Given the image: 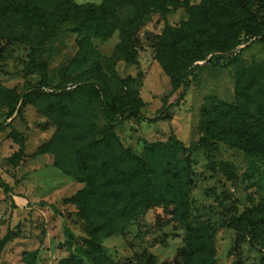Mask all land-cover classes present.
I'll list each match as a JSON object with an SVG mask.
<instances>
[{"label": "rangeland", "instance_id": "1", "mask_svg": "<svg viewBox=\"0 0 264 264\" xmlns=\"http://www.w3.org/2000/svg\"><path fill=\"white\" fill-rule=\"evenodd\" d=\"M53 18L48 0H22ZM259 1L256 0V4ZM77 6L100 7L106 0H72ZM203 0H191L198 6ZM116 23L95 33L74 23L67 13L55 26V36L39 49L40 28L32 20L8 13L6 0H0V180L12 188L0 187V243L9 234L0 264H60L70 256L65 229L74 236L76 247L87 250V222L79 208L67 202L84 185L54 167L57 155L82 144L75 141L80 128L78 110L91 114L92 141L113 135L114 144L144 160L152 153L147 144L168 143L174 136L190 148L159 156L156 164L163 180L173 190H182L183 201L171 194L163 204L124 221L113 218L102 239L106 264H185L190 232L209 227L215 234L216 264H264V232H251L240 223L246 211L264 199V158L217 140L209 159L200 142L212 134L211 121L222 105L237 103L238 82L256 66H264V42L250 46L230 62L199 63L189 74V89L175 90L181 80V49L165 50L160 41L169 29L179 31L190 20L185 8L167 14H152L133 34L134 60H127L128 21L135 15L139 0H117ZM109 22H113L108 15ZM33 58L44 76L33 66ZM167 70H166V69ZM97 83L114 95L127 87L130 105H136L141 118H124L110 125L99 112V103L85 109L75 96L71 118L75 127L60 131L63 116L48 107L55 97L46 98L61 87L72 91L77 82ZM37 94L32 103H21L20 113L9 118L15 97ZM183 95V96H182ZM175 106L167 111V108ZM162 113L165 118H160ZM59 114V115H58ZM76 115V116H75ZM127 115V114H126ZM70 118V119H71ZM59 121V122H58ZM226 165L229 179L213 166ZM102 223L106 220L100 219ZM86 263V261H85Z\"/></svg>", "mask_w": 264, "mask_h": 264}, {"label": "trees", "instance_id": "2", "mask_svg": "<svg viewBox=\"0 0 264 264\" xmlns=\"http://www.w3.org/2000/svg\"><path fill=\"white\" fill-rule=\"evenodd\" d=\"M72 0H48L53 18H47L45 11L30 7L22 0H6L10 15L22 16L32 20L40 28L39 49L44 42L55 36V26L64 13L70 20L80 24L95 33L102 29H110L116 23V11L120 8L117 0H106L100 7L86 5L77 6ZM135 15L129 19V37L127 39V60H134L132 46L133 34L152 14L164 15L174 8H185L190 20L179 30L169 29L166 38L160 41L165 50L181 49V80L175 90L184 86L189 89V74L194 65L199 63H214L235 60L240 53L250 46L251 41L264 42V1L256 0H203L198 6L190 5L191 0H139ZM108 15L113 22L108 21ZM244 46V47H243ZM243 47V48H242ZM177 50V49H176ZM33 66L44 76V71L33 58ZM166 69V68H165ZM167 70V69H166ZM67 87L56 89L46 98L55 97L48 110L52 108L60 113L56 118L60 131L66 127H75V119L71 118L75 105V96H83L78 105L85 109L93 101L99 103V112L110 124H119L126 119L141 118L136 105H130L133 99L129 97L127 87L121 86L114 95L108 93L97 83L79 80L72 91ZM237 103L222 105L216 118L211 121L212 134L202 139L200 145L208 150L209 159L215 151V141L222 142L244 151L252 157L264 158V66H256L250 75L242 78L237 85ZM183 96V95H182ZM37 94L17 96L11 104L9 118L20 113L23 104L34 101ZM22 101V103H21ZM21 103V106L19 104ZM175 105L171 104L170 111ZM74 112L80 120V128L75 135V141L81 143L71 151L57 155L54 167L84 187L67 202L79 208L80 216L87 222L88 239L85 242L87 250L76 247L75 239L69 229H65L66 247L70 256L60 264H106L108 258L102 248V239L111 236L108 231L113 218L124 221L136 218L145 210L152 209L169 200L172 194L176 202L183 201L182 190H173L166 183L156 164L155 154L165 156L178 150L188 154L190 148L172 136L168 143L147 144L151 159L144 160L131 155L114 144L113 135H107L102 140L92 141L88 135L93 131L91 114L86 115L78 108ZM127 114V115H126ZM71 118V119H70ZM160 118H165L162 113ZM229 179L231 169L217 166ZM0 187L6 193L12 188L0 180ZM103 218L104 223L100 221ZM240 223L248 231L249 237L253 231L264 232V199L250 211L239 218H234L231 227ZM11 240L8 234L0 243V258L4 246ZM215 234L209 227H200L190 232L185 249V264H216ZM86 261V263H85Z\"/></svg>", "mask_w": 264, "mask_h": 264}, {"label": "built area", "instance_id": "3", "mask_svg": "<svg viewBox=\"0 0 264 264\" xmlns=\"http://www.w3.org/2000/svg\"><path fill=\"white\" fill-rule=\"evenodd\" d=\"M243 47H244V46H243ZM243 47H242V48H243Z\"/></svg>", "mask_w": 264, "mask_h": 264}]
</instances>
